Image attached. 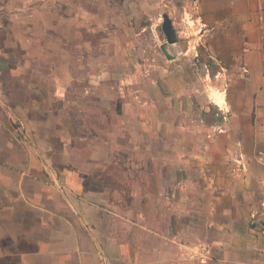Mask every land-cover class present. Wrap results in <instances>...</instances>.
<instances>
[{
  "label": "crops",
  "instance_id": "crops-1",
  "mask_svg": "<svg viewBox=\"0 0 264 264\" xmlns=\"http://www.w3.org/2000/svg\"><path fill=\"white\" fill-rule=\"evenodd\" d=\"M192 2L220 115L45 4L41 35L0 17V264H264V0Z\"/></svg>",
  "mask_w": 264,
  "mask_h": 264
},
{
  "label": "rangeland",
  "instance_id": "rangeland-1",
  "mask_svg": "<svg viewBox=\"0 0 264 264\" xmlns=\"http://www.w3.org/2000/svg\"><path fill=\"white\" fill-rule=\"evenodd\" d=\"M192 1L0 0V17L7 23L11 20L18 22L24 36L27 34L26 22L31 20L32 25L34 21L35 26L29 28V33L33 31L36 36L41 35L45 4V16L50 18L52 36H82L85 40L93 36L94 44L104 43L114 47L116 52H123L125 56L131 52L135 58L134 63L141 66V75L146 72L149 75L153 68L164 66L179 72L184 83H187L185 92L179 95H188L191 105L199 110V115L208 108L213 110V115H220L218 109L225 107L226 103L223 106L220 104L226 98L231 75L225 70L223 61L208 57L205 38L200 32L202 27L198 20V10ZM164 14L173 27V47L165 42L161 32L160 24ZM162 43L166 53L160 50ZM90 44L83 41L84 51L91 47ZM55 45L58 47V44ZM77 48L80 50L82 47ZM163 53L174 58L173 61L164 63ZM132 69V74L137 71L133 66Z\"/></svg>",
  "mask_w": 264,
  "mask_h": 264
},
{
  "label": "water",
  "instance_id": "water-1",
  "mask_svg": "<svg viewBox=\"0 0 264 264\" xmlns=\"http://www.w3.org/2000/svg\"><path fill=\"white\" fill-rule=\"evenodd\" d=\"M160 28H161V31L166 38V43L171 44L172 43V40H171V33H172L171 23H170V21L166 15H163V17H162V22H161Z\"/></svg>",
  "mask_w": 264,
  "mask_h": 264
},
{
  "label": "built area",
  "instance_id": "built-area-1",
  "mask_svg": "<svg viewBox=\"0 0 264 264\" xmlns=\"http://www.w3.org/2000/svg\"><path fill=\"white\" fill-rule=\"evenodd\" d=\"M254 215V214H253ZM253 215L251 217H253Z\"/></svg>",
  "mask_w": 264,
  "mask_h": 264
},
{
  "label": "flooded vegetation",
  "instance_id": "flooded-vegetation-1",
  "mask_svg": "<svg viewBox=\"0 0 264 264\" xmlns=\"http://www.w3.org/2000/svg\"><path fill=\"white\" fill-rule=\"evenodd\" d=\"M171 35H172V33H171Z\"/></svg>",
  "mask_w": 264,
  "mask_h": 264
}]
</instances>
